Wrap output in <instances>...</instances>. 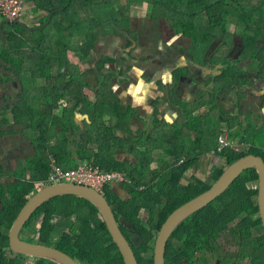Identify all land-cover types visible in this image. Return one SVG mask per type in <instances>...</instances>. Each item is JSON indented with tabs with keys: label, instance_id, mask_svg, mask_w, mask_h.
Wrapping results in <instances>:
<instances>
[{
	"label": "trees",
	"instance_id": "obj_1",
	"mask_svg": "<svg viewBox=\"0 0 264 264\" xmlns=\"http://www.w3.org/2000/svg\"><path fill=\"white\" fill-rule=\"evenodd\" d=\"M152 1L154 5L156 3L163 7L167 6L168 14H171V20L176 29L195 42H200L197 44L198 47L204 43L207 47L221 37L230 36L228 32L230 13H243L242 18L245 24L260 26L262 22L264 23V0ZM102 2L114 3L110 13L113 10L116 12L105 18L117 21L113 15L121 16L117 13L118 1L116 0H32L31 6L42 13L40 25L48 23L46 27L39 26L25 30L20 25H14L17 29L13 30L9 24L3 26L6 33L5 46L9 54L6 58L0 56V67L10 69L15 66L18 76L24 73L25 79L31 84H34L37 79H44L50 84L54 83V86H49L46 91L57 93L56 102L59 99L71 97L75 104L68 109L62 106L60 108L57 103L56 107L61 109V116H58L53 109L43 110L34 103L31 105L33 100L28 96L31 88L35 89V85H32L29 86L28 92L25 90L20 95L19 101L12 108L14 124H27L26 133L36 154L29 158L26 165L32 171L30 181L25 185L19 184V181L11 184L7 191L10 197L8 200L4 199V194L1 195L0 247L3 249L6 246L9 247L10 227L26 204V197L36 194L34 182H43L46 185L52 169V160L65 169L74 168L79 163L91 162L104 171L120 172L130 181V183L120 184V189L124 193L117 187L114 191L107 187L106 199L109 200L116 218L121 219V229L131 243L138 263L153 264L154 240L168 216L184 203L207 191L220 178L224 170L238 159L252 154L264 160V142L260 144V141H252L250 135L238 132L240 119L233 112L229 116L222 109H217L195 117L196 106L192 104L188 106L187 103L180 102L176 107V120L173 122L155 120L156 130L145 135L139 147L137 139L130 138L124 142L121 135L128 133L127 131L119 133L114 129V139L106 140L107 134L113 133V126L109 129L106 126L99 128L96 126L97 120H92V124L87 125L88 133L81 136L82 142H74L78 151L77 157L68 153L67 141L63 139L57 145H52L51 139L47 137L50 126L53 124L59 126L56 125L59 124L58 118L73 122L76 104L83 96L81 87L76 85L77 80L73 78L77 69L69 63L67 52L81 50L84 58L89 57L87 50L94 47L92 40L96 38L95 32L89 33L90 38L86 35H77L83 34V30L87 34L89 27L99 22L100 17L96 14L98 13L96 7ZM59 8L63 9L57 11ZM51 13L53 14L49 21ZM25 31H28L30 35L28 36ZM52 35L59 40L56 41ZM82 37L90 40L86 38L88 45L84 48L78 46L79 38ZM245 45L247 51L253 52L250 56V68L231 71L225 89V91L234 92L237 103L247 98L245 88L249 79L244 74L250 69L262 71L264 66V52L258 50L257 39L246 38ZM29 46L32 49L40 47L42 54L31 59L29 72L26 73L24 70L20 72L23 48ZM1 51L0 49V53ZM46 56L48 66H45V60H43ZM65 68L70 73L73 72L70 79L66 75L67 71L62 72ZM107 86L110 91L108 90V103L105 100V106L109 104L107 111L113 118L120 120L128 114H124L125 110L119 105L115 106L118 104L117 96L108 82ZM213 99L212 96L211 102ZM34 102L37 103L36 98ZM204 104L207 105L208 101ZM96 108L103 109L101 105H97ZM243 112L241 111L240 114ZM253 113L252 111L251 114H245V118L252 116ZM1 114L3 117L1 122H9L7 112H1ZM219 114L229 116L228 119L223 117L217 119L218 124L220 123L218 129L222 128V133L228 131L230 141H238L240 147L237 149L228 146L216 152L221 133L217 135L214 131L213 134L208 132L205 128V120H215ZM226 123L228 126H224ZM234 126L236 129H233ZM75 128L78 129L77 126ZM118 143L123 147H117L116 154L120 151L125 152L123 154L130 156L131 160L113 158L115 150L109 154L111 147H116ZM160 150L161 155L157 160L159 164L153 168L156 159L152 154ZM208 154L216 155L223 162L221 165L211 164L208 173V178L212 180L211 184L208 178L205 180L198 175L200 161ZM3 176L5 171L0 167V178ZM258 178L255 169L244 171L216 200L184 220L168 240L165 264H187L186 261L189 264H264V229L256 202ZM142 212L147 214L145 219L141 216ZM5 214H9V218H6ZM63 215H76L77 230L88 235L99 233L102 236L101 240H95L96 243L88 242V240L65 234L56 244L50 240L51 237L40 235L41 239L45 237L48 239L44 244L66 251L81 264H125L115 241L112 248L103 247L104 241L113 240L112 236L105 222L100 218L98 209L84 198L74 195L52 198L35 212L33 219H39L42 230H49L47 228L50 220ZM33 219H30L28 225ZM24 257L26 256L22 254H17L16 257L4 256L3 252H0V264H22ZM35 264L58 263L37 257Z\"/></svg>",
	"mask_w": 264,
	"mask_h": 264
},
{
	"label": "flooded vegetation",
	"instance_id": "obj_2",
	"mask_svg": "<svg viewBox=\"0 0 264 264\" xmlns=\"http://www.w3.org/2000/svg\"><path fill=\"white\" fill-rule=\"evenodd\" d=\"M116 1H118V5L116 6L117 13H119L120 16L122 17L121 21L119 22L112 19H106L105 17H100L99 22L96 25L93 24L95 27H97V29L105 28L107 26H111V27H109L108 28L109 31L106 32H99V31H97V33L95 32L96 38L92 40L94 47L89 48L87 50L89 53V57L84 58L83 52L81 50L80 51L69 50L67 52L69 63L73 66L74 69H77L76 71H78V74H76L75 71L73 78L77 80L76 81L77 83L75 82L76 85L81 87V92L83 96L82 99L78 102V104H76L77 107L74 110L73 122L70 120H61L60 118H58L57 121L59 124L56 125L59 126H54V124L50 126L47 132V137L51 139L52 145L54 146L57 145L61 141V139H63V141L64 140L67 141L68 153L70 152V155H76L78 151L77 148L75 147L74 142L75 141L82 142L81 136L83 134L88 133L87 125L92 124V120H102L101 122L99 121L96 122V126L99 128L105 127V120H116L113 119V117L107 111L109 109L108 107L109 104L105 106V100L106 103H108V94H109L108 93L109 88L107 86V82L110 83L112 87L114 81L117 82L121 81L119 85L124 91L127 89L133 90L134 88H136L137 91L139 89L138 79L141 78V72H142L143 73L142 78L149 79L148 82L152 84L153 93L154 91H156V89H158V91L161 92H163L165 88L168 89L169 86L168 81L159 85V83L155 82L154 80L152 82V79H150V76L147 74L148 69H150L151 67L150 63L148 62V57L151 55L149 54L148 51L143 50L138 44L139 41L142 42L143 45L153 46L154 44V41L152 39H155V37H153L152 31L149 30V32H144L150 29L147 21L167 22L172 26L176 35H181L183 38L187 39L188 42L190 41L189 45L184 49L186 55L195 54V51L196 54H199L198 50L201 48L202 63H199L201 64L199 70L197 67H194L195 65L193 66V63L190 65L181 66L179 69L176 68L174 70V72H176V74L180 76L181 75L193 76L196 72L199 73L200 75L199 80L201 82L200 83L196 81L193 82L197 86L195 96L193 95L191 100L185 102L187 103L188 106H191V104L196 106L197 109L194 112L195 117H198L203 113L212 110L222 109L223 111H225L224 113L228 114L229 116H231L233 112L235 115L239 116L238 118L240 120H248L247 118H245L243 113L240 114V112L243 111V104L245 103L244 102L245 98L242 100L241 103L240 102L237 103V101H235L236 107H233L231 106L230 101L224 98L225 95L220 96V93L224 92L225 89L227 88V78L229 77L231 71L250 68L249 67V65L251 64L250 56L252 55L253 52L252 50L250 51L246 50V45H245L246 38H252V37L256 38L258 50L264 52L263 22L261 23L260 26L254 24L249 25L247 23L245 24L244 19L242 18V16H244L243 13L241 14L230 13L229 15L230 24L228 27V32L230 36L221 37L215 40L214 42H212L207 47L205 46L206 43L200 44V46L198 47L197 44L200 42L197 41L195 42L192 38L185 36L183 32H180L176 29L175 25L171 20V14H168L167 6L164 5L163 7L157 5L156 3L154 5V2L152 0H116ZM62 9L63 8H59L57 11H61ZM234 10L238 11V9L235 8ZM114 12L116 11L113 10L111 14H113ZM123 13L128 15L123 17ZM41 16L42 13L37 8H35L31 11L30 20L28 19L30 23L28 24H25V22H22L20 20L4 19L3 21L9 20L10 22H6L5 24L11 25L13 30L17 29L14 25H20L25 30H31L34 27L41 26L42 28H44L48 25V23L44 25H40L42 18ZM34 20H36L37 23H34ZM5 24L2 25V30ZM3 32L5 33L4 30ZM0 33H1V29H0ZM5 38H6V33L4 39H0L1 41L0 49L2 50L0 56L2 58H6L9 54V51L8 49H6L5 46V41H4ZM86 38L85 37L79 38L80 40L78 42V46H81V48L87 46L89 39L87 38L88 39L87 40ZM227 43L229 44V46ZM23 52L24 55L22 56L23 59L21 60L22 67L20 72L24 70V72L27 73L31 69V62H32L31 59L41 56L42 50L40 47L39 48L37 47L36 49H32V47L29 46L23 48ZM246 52H248L247 56H246ZM72 56L74 57V61L76 62H73ZM191 57L192 56H190V58ZM43 60H45L44 62L45 66H48L47 56L46 58L44 57ZM178 63H181V61H179ZM259 70L260 69H250V71H248L244 75L249 78V75L252 74V77L256 79V81L260 83V85H263L264 66L262 67V71ZM66 71H67L66 68L62 70V72L64 73ZM174 72L173 75L175 74ZM72 73H70V71H67L66 75L69 77V79ZM20 76H18V72L15 66H12L10 69H6L5 67H0V122L3 118L1 111L7 112V118L9 121L7 123L4 122L0 123V125L4 123L3 126H0V137L3 141L2 142L0 140V144H2L4 149H7L8 153L5 158H9L12 161V164H8V163L4 164L1 162L2 156H0V167L5 171V176L0 178V203L2 202L1 199L2 194H4L5 200L10 199L7 191L11 186V184L15 183L16 181H19V184L25 185L27 182L30 181L32 171H30L26 167V165L28 164L29 158L33 157L36 154L35 148L26 133L27 124H23V125L14 124L11 110L12 108H14L16 102L19 101L20 95H22L25 90H27L28 92L29 86L35 85V89L31 88V92L29 93L28 97L31 98L33 102L35 98L37 99V103L34 102L35 106H38L43 110L48 108L53 109L55 110V113L58 116H61V109H60L61 106L70 109L75 104V101H73L71 97H65L64 99H59L56 102L57 93L55 91L52 92L50 90L46 91V88H48L49 86L53 87L54 83L50 84L47 83L44 79H37L34 84H31L29 83L30 81H27L25 79L24 73L21 74ZM257 79H259L260 81ZM186 81H188V79H186ZM247 92H248V85L245 88V93ZM149 93L150 91L147 93V96H149ZM138 94L141 95L142 93H138ZM45 95L47 97H45ZM212 96L214 97V99L211 102ZM49 98L53 99V102L50 105L48 103ZM139 100L140 99H137L135 101L128 100L126 106L124 104L123 105L121 104L128 111L130 110L128 113L126 112L127 114L130 115V117L134 116V118H132L131 120H135L134 121L135 125L132 127V132L130 134L126 133L124 135H121V138L125 140L124 142H127L130 138L137 139L138 147L141 145V141L144 139L145 135L150 134L151 132L153 133L156 130L157 125L152 124L154 120H160L161 122L162 120L164 121L166 120L165 117H162L160 119L159 108L155 105V103L151 105V109L147 108L146 113L142 114L141 109H139L142 108L139 107V103H138ZM206 101H208L207 105L204 104V102ZM33 102H31L30 104L33 105ZM151 102L152 100L150 94V97L147 98L145 105L146 104L149 105ZM57 103L60 105V108L56 107ZM97 105L99 106L101 105L103 109L102 110L97 109L96 108ZM137 107L139 108L137 109ZM226 114L223 115L219 114L215 118V120L221 117L228 119L229 116ZM98 115L101 116L99 117ZM127 119L130 120L128 117L121 118L120 120H127ZM250 119L255 120L254 117H251ZM257 119L262 120L261 118H257ZM75 126H77L78 129L75 128ZM65 131L70 136L69 141L66 140L63 136H58V133ZM7 136L10 137L6 139L5 137ZM155 152L157 151L153 152L152 154L153 156ZM159 152L161 155V150ZM18 161H20L18 165H15ZM209 169L210 168L207 169L208 173H209ZM198 172H199L198 174L199 178L206 176V175H201L204 173L203 167L201 166V161H200V170ZM39 184L40 185L42 184V186H39ZM45 186H43V182H37V183L34 182V187L35 189H37V192ZM106 193L107 191H104V193H102V195L105 198H106ZM31 197L32 196H27L26 197L27 201ZM106 200L109 202L108 199ZM34 215L35 213H33L30 219L31 218L33 219ZM5 216L6 218H9V214H5ZM99 216L103 220L102 216L101 215ZM30 219L27 221V223L22 228V230H20L19 233L21 238L26 239L28 241L36 242L33 241V239L35 237H40V235L42 236L47 235L51 237L52 241L56 244H58L61 241L60 239L65 234H69V236L72 237L88 240V242H95V240L97 239L98 241H100L102 238V236L99 233L98 234L92 233L88 235V234H82L79 230H77L76 215H72V216L63 215L60 218H54L50 220V223L47 228L49 230H45V229L42 230L38 218L33 219V221L28 225ZM116 220L121 229L120 226L121 219L116 218ZM113 241L114 239L112 241L111 240L104 241L103 247L109 246L112 248ZM97 245L99 247V244ZM0 252H3L4 256H9V257H16L17 254H20L14 252L11 249L10 245L9 247L7 246L4 247V249L0 247ZM24 256L26 257L22 259L23 260L22 264H28L29 257L34 258V263L32 264H35V262L37 261V257H33L29 255H24ZM75 260L77 261L78 264H81L80 261H78L77 259ZM186 263L189 264L187 261Z\"/></svg>",
	"mask_w": 264,
	"mask_h": 264
},
{
	"label": "water",
	"instance_id": "obj_3",
	"mask_svg": "<svg viewBox=\"0 0 264 264\" xmlns=\"http://www.w3.org/2000/svg\"><path fill=\"white\" fill-rule=\"evenodd\" d=\"M51 15L49 20L51 19ZM6 22L10 21L5 20L0 22V39H4L5 37L2 25ZM194 65L196 66V64ZM248 169H255L258 173L256 202L264 229V160L256 155H246L230 164L220 178L207 191L184 203L168 216L154 240L153 264H165L166 246L174 230L188 217L216 200V198L222 195ZM116 187L124 193L120 189V185L117 184L113 185L112 190L114 191ZM65 195L78 196L91 202L102 216L107 229L119 247L125 264H139L131 243L120 229L115 214L102 193H99L93 188L72 183L46 185L27 201L9 230V245L14 252L33 257L49 258L60 264H78L72 256L59 248L28 241L19 235L20 230H22L33 213L44 203L52 198Z\"/></svg>",
	"mask_w": 264,
	"mask_h": 264
},
{
	"label": "crops",
	"instance_id": "obj_4",
	"mask_svg": "<svg viewBox=\"0 0 264 264\" xmlns=\"http://www.w3.org/2000/svg\"><path fill=\"white\" fill-rule=\"evenodd\" d=\"M31 5H33L32 0H30L29 2V7L32 8ZM33 8L35 9V7ZM34 23H37V21L34 20ZM147 23L149 24L150 29L144 32H149V30L152 31L153 37H155V39H152L154 41V44L153 46H150V45H143L142 42L140 41L138 43L143 50L148 51L149 54L151 55L148 57V62L150 63L151 67L149 66L150 69H148L147 74L150 76V79H152V82L154 80L155 82H158L159 85L168 81V85H169L168 89L165 88L163 92L158 91V89H156V91H154L153 93L152 84L148 82L149 79L142 78V75H143L142 72H141V78L138 79L139 89L137 91H136V88H134L133 90L127 89L124 91L119 85L121 81L120 82L114 81L112 84V87L110 88L113 90V92L117 96L118 104L115 106H118V105L120 106L121 104L122 105L124 104L126 106V103L128 102V100L135 101L137 99H140L138 103H139V107H142V108L137 107V109L138 108L141 109V113L145 114L147 108L151 109V105L155 103V105L159 108L160 119L162 117H165L166 122H173L177 118L176 107L179 105V103L182 101L186 102L188 100H191L193 95L195 96L197 86L193 82L194 81L198 83L201 82L199 80L200 75L197 72L193 76H186V75L180 76L176 74L174 70L176 68L179 69L181 66L190 65L192 63H193V66L194 64H196V66L194 67H197L199 70L201 67V64L199 63H202L201 48L199 50L197 49L199 51V54L186 55L184 52V49L189 45L190 41L188 42L187 39L183 38L181 35H176V33L174 32V29L169 23L164 22V21H147ZM190 56L192 57L190 58ZM179 61H181V63L183 64L178 63ZM173 72L175 73L174 75H173ZM186 79H188V81H186ZM248 79L250 80V82L248 83V92L246 93V96H245L247 98L244 101L245 103L243 104V111H244L243 114L245 116V114H251L252 111L257 112V114H260L259 118L262 119L260 120V125L262 126V128H264V84L260 85V83H258L256 79L252 77V74L249 75ZM149 91H150L149 96H147V93ZM138 93H142V94L139 95ZM150 94H151L152 102L149 105L147 104L145 105V102L147 98L150 97ZM222 95H225L224 98L230 101L231 106L236 107V104H235L236 99L234 97V92L224 91L220 93V96ZM122 105L120 106V108H122L128 113L129 111ZM125 111H123L124 114L126 113ZM126 117H128L130 120H105V126L108 127V129L112 128L111 126H113L116 132H119V133L121 131L126 132L127 129H129V126H131L132 128L135 125L134 123L135 120H132L131 122V119L134 118V116L130 117V115L128 114L126 115ZM241 121L246 122V120H239V122ZM152 124H156L155 120ZM214 126L215 127L218 126L217 121H215ZM0 140L2 141L1 138ZM236 143H237L236 147L238 148V145H239L238 141L233 142L234 145H236ZM7 153H8L7 149H4L2 144H0V156H2L1 162L4 164L5 163L12 164L11 159L5 158L7 156ZM124 155L127 158H124L123 160H128L130 156L126 154ZM77 156H78L77 153L76 155H73V157H77ZM117 156L118 158L121 156L119 152ZM208 156L210 158H212V156L217 158V156L214 154H208ZM217 159H218L217 163H215L214 159L212 163H215L216 165L223 164V162L219 158ZM90 163L91 162H83V163H79V165L80 164H90ZM59 167L62 168L61 166ZM62 169H65V168H62Z\"/></svg>",
	"mask_w": 264,
	"mask_h": 264
},
{
	"label": "built area",
	"instance_id": "obj_5",
	"mask_svg": "<svg viewBox=\"0 0 264 264\" xmlns=\"http://www.w3.org/2000/svg\"><path fill=\"white\" fill-rule=\"evenodd\" d=\"M30 0H0V15L3 19L24 21L31 17L33 7H29ZM236 148V145L229 140L227 132L221 134L218 138L216 152L222 151L225 147ZM49 184L72 183L87 186L95 189L99 193H104L107 187L113 185L130 183V181L120 172L104 171L94 164H80L71 169H62L56 161H52V169L47 180Z\"/></svg>",
	"mask_w": 264,
	"mask_h": 264
},
{
	"label": "rangeland",
	"instance_id": "obj_6",
	"mask_svg": "<svg viewBox=\"0 0 264 264\" xmlns=\"http://www.w3.org/2000/svg\"><path fill=\"white\" fill-rule=\"evenodd\" d=\"M103 1V0H102ZM111 6L113 7L114 6V3H105V2H102V4H98L97 5V12L98 13H96L97 14V16L98 17H105V16H111V13H110V8H111ZM126 15H128V14H125V13H123V17L124 16H126ZM144 15V14H143ZM114 16V18L117 20V21H120V19L122 18V17H119L118 15H116V14H114L113 15ZM28 19L29 18H26V19H24V21L23 22H25V24H28V23H30L29 21H28ZM4 19L3 18H1L0 17V22L1 21H3ZM92 24V23H91ZM95 25V24H94ZM93 24H92V26H90L89 27V29H88V32H87V34H86V31H84L83 30V34H78L77 36H81V35H86L88 38H90V34H92V32L94 31V32H96L97 33V31H99V32H106V31H109V27H111V26H107V27H105V28H98L97 29V27H95ZM75 28V27H74ZM94 29V30H93ZM25 33L29 36L30 35V33L28 32V31H25ZM90 33V34H89ZM52 37L56 40V41H58L59 40V38H57V37H55L54 35H52ZM1 43V42H0ZM42 46H44L43 44H42ZM89 49V48H88ZM248 55V52H246V56ZM72 60H73V62H76V61H74V57L72 56ZM52 102H53V99L52 98H49L48 99V103H49V105L50 104H52ZM34 103V102H33ZM35 104V103H34ZM2 113L4 112V111H1ZM254 113L252 114V116L251 115H249V116H247L246 118L247 119H249V120H246V122H244V121H241V122H239V125H238V132H241V133H246V134H248V135H250L251 137H252V141L253 140H256V142H258V141H260V144L262 143V142H264V128H262V126L260 125V120H258L257 118H259L260 116V114H257V112H255V111H253ZM99 117L101 116V115H98ZM251 117H254L255 118V120H251L250 118ZM116 118V117H115ZM115 118H113V119H115ZM97 121H99V122H101L102 120H97ZM215 121H218V120H205V128H207V131L208 132H210V133H212L213 131L214 132H216V134L217 135H219L220 133L221 134H223L222 133V128L221 129H218L219 128V124H218V126L217 127H215L214 126V124H215ZM230 121V120H229ZM115 122V121H114ZM131 122H132V120H131ZM213 123V124H212ZM224 126H228V124L226 123ZM233 129H236V126H234L233 127ZM29 130H31V128H29ZM113 133L111 134H107V138H106V140H108V141H110L111 139H114V128H113ZM232 131V130H231ZM127 132L130 134L131 132H132V128H131V126H129V129H127ZM227 133H228V131H227ZM229 133H230V131H229ZM213 134V133H212ZM220 134V135H221ZM229 135V134H228ZM58 136H63L66 140H70V136L66 133V131L64 132V133H58ZM214 136V135H213ZM10 136H7V137H5L6 139H8ZM1 138V137H0ZM230 140V139H229ZM132 141V140H131ZM231 142H234V141H231ZM244 145V144H243ZM236 146H237V143H236ZM117 147H123V145L122 144H117L116 145V147H111V149H110V152H109V154H112L113 153V150H115V152H114V156H113V158H115V159H118V157H117V154H116V148ZM238 147H240L239 145H238ZM247 147V146H246ZM118 153V152H117ZM123 153H125V152H122V151H120V157H119V159L120 160H123L124 158H127V157H125V155L123 154ZM158 156H160V152L159 151H157V152H155L154 153V158L156 159V163H154L153 164V168H155L158 164H159V162L157 161L158 160ZM213 159L215 160V163H217L218 162V159L217 158H215L214 156H212V158H210L208 155L206 156V157H204L202 160H201V166L203 167V171H204V173L203 174H201V175H206V176H204V177H202L203 179H207L208 178V168H210V165H211V163L213 162ZM128 160H131V158L129 157V159ZM128 160H124V161H128ZM20 161H18L15 165H18V163H19ZM214 167H216L215 165H214ZM184 181V180H183ZM185 182L187 183V178L185 179ZM208 182H209V184H211L212 183V180L211 179H209L208 178ZM47 184H49V183H46V185ZM213 185V184H212ZM211 185V186H212ZM39 186H42V184L40 185L39 184ZM43 186H45V184H43ZM37 190V189H36ZM146 213L145 212H142V214H141V216H142V218L143 219H145L146 218ZM50 239V238H49ZM48 239H47V237H45V239H41L40 237H35L34 239H33V241H36V242H38V243H44V242H46ZM51 241H52V239H50ZM32 263H34V258H32V257H29V259H28V264H32Z\"/></svg>",
	"mask_w": 264,
	"mask_h": 264
}]
</instances>
